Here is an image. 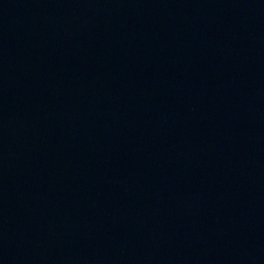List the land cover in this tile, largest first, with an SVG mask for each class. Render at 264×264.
<instances>
[{
    "label": "water",
    "instance_id": "1",
    "mask_svg": "<svg viewBox=\"0 0 264 264\" xmlns=\"http://www.w3.org/2000/svg\"><path fill=\"white\" fill-rule=\"evenodd\" d=\"M0 264H264V0H0Z\"/></svg>",
    "mask_w": 264,
    "mask_h": 264
}]
</instances>
